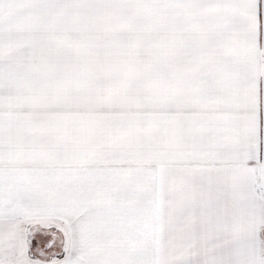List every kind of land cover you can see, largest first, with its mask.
<instances>
[{"label":"snow or ice","instance_id":"snow-or-ice-1","mask_svg":"<svg viewBox=\"0 0 264 264\" xmlns=\"http://www.w3.org/2000/svg\"><path fill=\"white\" fill-rule=\"evenodd\" d=\"M0 264H264V0H0Z\"/></svg>","mask_w":264,"mask_h":264}]
</instances>
